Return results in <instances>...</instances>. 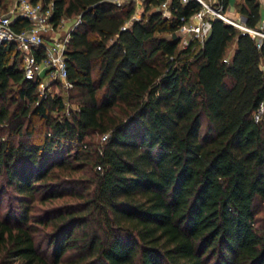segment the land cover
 Wrapping results in <instances>:
<instances>
[{
  "label": "trees",
  "instance_id": "16d2710c",
  "mask_svg": "<svg viewBox=\"0 0 264 264\" xmlns=\"http://www.w3.org/2000/svg\"><path fill=\"white\" fill-rule=\"evenodd\" d=\"M41 1L54 23L80 18L65 49L78 108L39 97L0 43V195L17 201L0 216V264H264V41L213 18L178 47L198 0H143L138 19L132 1ZM235 7L256 28L260 1Z\"/></svg>",
  "mask_w": 264,
  "mask_h": 264
},
{
  "label": "built area",
  "instance_id": "2783aa9c",
  "mask_svg": "<svg viewBox=\"0 0 264 264\" xmlns=\"http://www.w3.org/2000/svg\"><path fill=\"white\" fill-rule=\"evenodd\" d=\"M2 0H0L1 2ZM7 4L10 0H6ZM13 3L8 6L7 12H0V43L13 42L19 50L22 59V70L25 78L39 80V97L53 95L50 88L54 83L59 82L63 91L67 92L73 86L68 79L65 49L71 29L79 22V16L72 19V24L62 33V36L55 39L52 35L57 29L63 28L67 21L61 17L57 23L52 22V4L44 7L41 0H11ZM138 1V0H135ZM185 1V0H183ZM202 8L196 11L177 30L180 36H188L199 42L207 37L211 20L220 18L248 33L256 39L257 46L264 41V27L250 28L245 23H240L227 16L222 5L208 4L204 0H198ZM216 1V0H214ZM120 2V1H118ZM9 5V4H8ZM159 8L168 10L167 1L160 4ZM2 9V8H1ZM27 19L28 24L19 30L13 27L16 18ZM125 28V26L123 27ZM46 37H49L50 40ZM54 38V39H53ZM190 40H184L188 43ZM41 50V56L36 58L35 51ZM226 60V59H225ZM264 69V63L261 65ZM264 114V100L253 113L256 122L260 121Z\"/></svg>",
  "mask_w": 264,
  "mask_h": 264
},
{
  "label": "rangeland",
  "instance_id": "374dc122",
  "mask_svg": "<svg viewBox=\"0 0 264 264\" xmlns=\"http://www.w3.org/2000/svg\"><path fill=\"white\" fill-rule=\"evenodd\" d=\"M117 1H120V2H125V1H132L133 3H134V6H135V10H134V13H133V15L131 16V18H133V19H138L139 17H140V15H141V12H142V10H143V0H138V1H135V0H117ZM206 3H208V4H213V2H214V0H204ZM13 2L10 0L9 2H8V4H7V1L6 0H2L1 2H0V12H7V10H8V6H10V4H12ZM160 6V5H159ZM159 6H156V8L157 9H160L161 11H162V13H163V16H165V17H169L170 16V14H169V11L168 10H166V9H161V8H159ZM2 8V9H1ZM67 18V17H66ZM72 19V18H71ZM68 24H66L65 26H63V28H59V29H57V32H55L54 34H52V35H54L53 37L55 38V39H58L59 37H61L62 36V33H64V31L68 28ZM240 29V28H239ZM241 30V29H240ZM166 35H168V34H166ZM179 35V34H178ZM180 36V35H179ZM46 38H48L49 40H50V38L49 37H46ZM53 38V39H54ZM180 38V43L178 44V47H183V46H185L187 43L186 42H184V40H190V39H192V38H190V37H188V36H180L179 37ZM198 43H196V45H198V44H200L201 42H199V41H197ZM232 48V47H231ZM50 90H51V92H52V94H55V93H57V92H60V93H62V97H63V99H64V104H65V113L66 114H68L69 113V110L70 109H77L78 108V103H77V95L74 93V96H73V99H71V100H68V95H67V92H65V91H63L62 90V88H61V86H60V84H59V82H57V83H53L52 85H51V88H50ZM38 95H39V90H38ZM11 108H13L14 107V104H11V106H10ZM35 123H36V125H37V128L40 130V129H43L42 128V125H41V123L40 122H38V120H37V118L36 117H34V120H33ZM41 131V130H40ZM40 131H37L38 133L40 132ZM1 135H5L4 133H3V129H1V127H0V136ZM87 139H90L91 140V142H94V143H96L97 141H99V139H100V137H99V134H97V133H95V134H91ZM3 181V178L2 177H0V183ZM13 191L10 189V188H7V189H5L4 190V193L3 194H1L0 195V216H2V217H4V216H6L8 213H9V209H10V207L12 208H14V206H16L17 205V201L14 199V198H12L13 197ZM65 200H67V201H69V202H71V201H73L74 200V198H64ZM64 199L63 200H55V201H52V202H35V206H33V208H32V210L29 212V214H33V216L34 215H38V214H40L41 212L40 211H42V210H45L46 208H48V207H50V206H54V205H57V204H59V203H61V202H63L64 201ZM257 217H258V220H260L259 222H262L263 223V220H264V208H263V210H261L258 214H257ZM10 221H12L13 219L12 218H10L9 219Z\"/></svg>",
  "mask_w": 264,
  "mask_h": 264
},
{
  "label": "crops",
  "instance_id": "0c3cea01",
  "mask_svg": "<svg viewBox=\"0 0 264 264\" xmlns=\"http://www.w3.org/2000/svg\"><path fill=\"white\" fill-rule=\"evenodd\" d=\"M260 1V21L256 28H261L264 27V0H259ZM238 2V0H228V4L225 9V14L232 19H234L237 22L243 23L242 22V15L237 11L235 5ZM244 17V16H243ZM68 24L69 26L72 24V19L67 17V21L64 24V26ZM68 26V27H69Z\"/></svg>",
  "mask_w": 264,
  "mask_h": 264
},
{
  "label": "water",
  "instance_id": "95a60500",
  "mask_svg": "<svg viewBox=\"0 0 264 264\" xmlns=\"http://www.w3.org/2000/svg\"><path fill=\"white\" fill-rule=\"evenodd\" d=\"M242 22L245 23V18L242 16ZM176 33H173V37H176Z\"/></svg>",
  "mask_w": 264,
  "mask_h": 264
}]
</instances>
